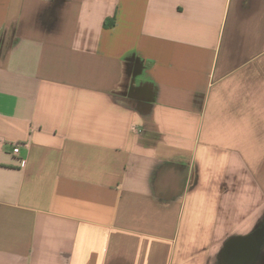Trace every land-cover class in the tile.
I'll return each mask as SVG.
<instances>
[{
	"label": "crops",
	"instance_id": "crops-1",
	"mask_svg": "<svg viewBox=\"0 0 264 264\" xmlns=\"http://www.w3.org/2000/svg\"><path fill=\"white\" fill-rule=\"evenodd\" d=\"M0 144V264H264V0H0Z\"/></svg>",
	"mask_w": 264,
	"mask_h": 264
},
{
	"label": "built area",
	"instance_id": "built-area-1",
	"mask_svg": "<svg viewBox=\"0 0 264 264\" xmlns=\"http://www.w3.org/2000/svg\"><path fill=\"white\" fill-rule=\"evenodd\" d=\"M2 144H0V148H1ZM21 144H16L14 145V150L13 153L18 156L20 154V149H21ZM23 164H25V161H23Z\"/></svg>",
	"mask_w": 264,
	"mask_h": 264
}]
</instances>
